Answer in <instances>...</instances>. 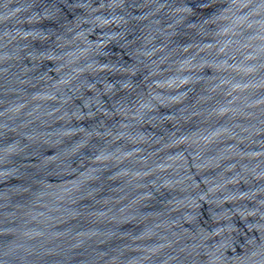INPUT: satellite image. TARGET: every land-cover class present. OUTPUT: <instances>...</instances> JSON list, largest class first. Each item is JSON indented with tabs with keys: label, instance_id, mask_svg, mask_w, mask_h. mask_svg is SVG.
Here are the masks:
<instances>
[{
	"label": "clouds",
	"instance_id": "9594fccd",
	"mask_svg": "<svg viewBox=\"0 0 264 264\" xmlns=\"http://www.w3.org/2000/svg\"><path fill=\"white\" fill-rule=\"evenodd\" d=\"M0 264H264V0H0Z\"/></svg>",
	"mask_w": 264,
	"mask_h": 264
}]
</instances>
